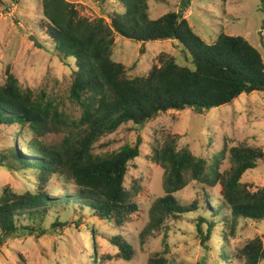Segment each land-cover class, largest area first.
I'll list each match as a JSON object with an SVG mask.
<instances>
[{
	"label": "trees",
	"instance_id": "16d2710c",
	"mask_svg": "<svg viewBox=\"0 0 264 264\" xmlns=\"http://www.w3.org/2000/svg\"><path fill=\"white\" fill-rule=\"evenodd\" d=\"M114 1L120 11L114 12L107 23L102 18L90 21L81 17L65 0H40L37 33L43 34L61 62L73 61L68 97L80 109L83 128L58 147L45 146L35 139L25 145V156L17 151L0 156V167L33 170L37 182L34 192L16 194L10 188L3 189L0 242L18 232L20 218L26 217L34 224L43 222L53 209L70 204L82 210L88 208L92 217L122 227L138 212L135 197L140 188L134 183L127 190L124 182L129 164L140 156V138L133 147L97 153L95 145L101 139L124 125L142 126L169 111L208 113L231 104L241 95L264 92L261 54L242 37L220 34L213 45L205 44L182 16L190 0H183L178 11L155 20L149 17L148 0ZM115 35L141 45L174 41L183 47L191 67L160 56L147 75L130 78L125 67L112 60ZM48 118L51 124L65 122L64 114L43 92L22 88L8 74L5 83L0 84V127L16 126L18 138L23 135L25 139V128L42 136ZM228 151L230 168L220 170L224 151L207 162L187 150H178L175 137L171 136L161 147L153 149L151 162L164 170V196L151 205L142 238L165 230L168 223L178 222L183 215L199 209L196 202L181 205L175 198L191 182L202 189L220 188L219 204L210 214V221L202 215L195 224L201 246L210 239L217 218L222 219L224 229L218 238L226 245L236 237L239 220L264 222V186L252 190L242 183L246 172L260 164L264 167L263 152L245 145ZM55 177L71 181L77 193L61 198L48 196L46 188ZM57 220L56 225L63 226ZM23 230L31 235L37 231L41 236L45 234L40 228ZM111 244L117 249L116 260L133 259L134 252L123 238L116 237ZM227 252V247L221 250L224 259H240L242 264H259L264 259L259 239L246 243L236 255ZM147 264H166V260L156 256Z\"/></svg>",
	"mask_w": 264,
	"mask_h": 264
},
{
	"label": "rangeland",
	"instance_id": "374dc122",
	"mask_svg": "<svg viewBox=\"0 0 264 264\" xmlns=\"http://www.w3.org/2000/svg\"><path fill=\"white\" fill-rule=\"evenodd\" d=\"M65 1L90 21L102 18L109 23L110 16L120 11L114 0ZM182 1L148 0L150 19L178 11ZM40 13V0H0V84L3 85L10 74L22 88L43 92L64 114L65 122L51 124L48 118L42 136L25 128V139L23 135L16 137V126H1L0 156L11 151L25 156L28 152L25 145L35 139L45 146L58 147L83 128L79 121L80 109L68 97L73 61L61 62L43 34L37 33L40 32ZM182 16L205 44L213 45L220 34L242 37L261 54L264 62V3L261 0H190ZM30 38L36 39L39 46ZM160 56L171 57L178 65L191 67L183 47L174 41L141 45L114 36L112 60L122 64L130 78L147 75ZM169 136L175 137L178 150H187L207 162L224 151L220 170L230 168L228 150L233 147L245 145L260 149L264 154V92L241 95L231 104L208 113L169 111L142 126L124 125L101 139L95 145L97 153L133 147L140 138V156L129 164L124 182L127 190L134 183L140 188L135 197L138 212L119 228L92 217L91 210L79 209L76 204L53 209L43 222L34 224L25 220L26 217L20 218L18 232L0 242V264H95V261L96 264H147L156 256L163 257L166 264H242L240 259H224L221 250L227 247V254L236 255L254 239H259L264 249V222L239 220L236 237L226 245L219 239L224 230L219 218L205 243L207 248L201 246L195 224L202 215L210 221V214L219 204L220 188L202 189L195 182L178 192L175 198L181 205L196 202L199 209L183 215L178 222L168 223L165 230L142 238L141 233L149 223L151 205L164 196V170L152 163L150 156ZM34 175L33 170L0 167V196L4 188L16 194L34 192L37 188ZM242 183L252 190L263 187V165L246 172ZM77 191L71 181L56 177L46 188V194L55 198L74 196ZM57 218L58 224L63 226L56 225ZM29 227L40 228L45 234L41 236L37 231L31 235L30 231L23 230ZM203 231L206 233L205 227ZM116 237L123 238L131 246L134 256L130 262L115 259L117 249L111 240ZM259 264H264V259Z\"/></svg>",
	"mask_w": 264,
	"mask_h": 264
},
{
	"label": "water",
	"instance_id": "95a60500",
	"mask_svg": "<svg viewBox=\"0 0 264 264\" xmlns=\"http://www.w3.org/2000/svg\"><path fill=\"white\" fill-rule=\"evenodd\" d=\"M30 39H31V38H30ZM32 39L34 40L35 45H36V46H39V43L36 41V39H34V38H32ZM32 39H31V40H32Z\"/></svg>",
	"mask_w": 264,
	"mask_h": 264
}]
</instances>
